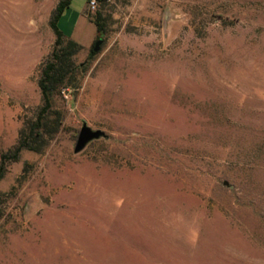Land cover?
<instances>
[{"label":"rangeland","instance_id":"rangeland-1","mask_svg":"<svg viewBox=\"0 0 264 264\" xmlns=\"http://www.w3.org/2000/svg\"><path fill=\"white\" fill-rule=\"evenodd\" d=\"M57 1L0 0V158L41 104ZM86 3L58 21L82 84L0 178V264H264V0H109L101 38ZM83 119L108 139L74 155Z\"/></svg>","mask_w":264,"mask_h":264},{"label":"trees","instance_id":"trees-1","mask_svg":"<svg viewBox=\"0 0 264 264\" xmlns=\"http://www.w3.org/2000/svg\"><path fill=\"white\" fill-rule=\"evenodd\" d=\"M70 1L58 0L51 14L49 25L54 32L55 39L50 53L39 65L37 84L41 94V104L34 117L22 124L16 144L1 155L0 178L5 172L6 165L16 161L22 151L41 152L47 146L60 126L61 115L56 107L57 97L63 90L77 91L82 84L87 65L77 62L76 58L83 47L66 35L58 26V21ZM107 2L101 0L94 13L85 11L87 18L95 25L96 36L100 38L107 31L104 15L107 10ZM93 47L94 43L89 50V58H92L96 53Z\"/></svg>","mask_w":264,"mask_h":264},{"label":"water","instance_id":"water-1","mask_svg":"<svg viewBox=\"0 0 264 264\" xmlns=\"http://www.w3.org/2000/svg\"><path fill=\"white\" fill-rule=\"evenodd\" d=\"M102 39H97L94 43L93 50L98 51L99 44L101 43ZM107 140L108 136L106 135L105 131L100 128H94L87 124L86 120H82L81 126L78 131V135L73 147V154L78 155L82 153L87 146L98 140ZM31 203V200L27 202V205L25 207L26 215H30L31 210L28 208V205Z\"/></svg>","mask_w":264,"mask_h":264},{"label":"built area","instance_id":"built-area-1","mask_svg":"<svg viewBox=\"0 0 264 264\" xmlns=\"http://www.w3.org/2000/svg\"><path fill=\"white\" fill-rule=\"evenodd\" d=\"M101 0H87V5H86V8L88 11H95L98 6H99V3H100ZM106 1H109V0H106Z\"/></svg>","mask_w":264,"mask_h":264}]
</instances>
